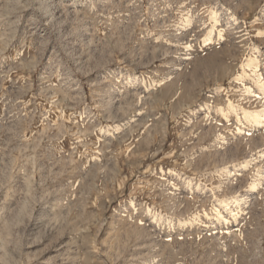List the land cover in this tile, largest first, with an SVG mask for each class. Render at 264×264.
<instances>
[{"label": "rangeland", "instance_id": "374dc122", "mask_svg": "<svg viewBox=\"0 0 264 264\" xmlns=\"http://www.w3.org/2000/svg\"><path fill=\"white\" fill-rule=\"evenodd\" d=\"M0 264H264V0H0Z\"/></svg>", "mask_w": 264, "mask_h": 264}]
</instances>
